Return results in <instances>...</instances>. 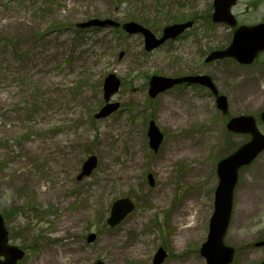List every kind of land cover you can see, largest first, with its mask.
I'll use <instances>...</instances> for the list:
<instances>
[{
    "label": "rangeland",
    "instance_id": "rangeland-1",
    "mask_svg": "<svg viewBox=\"0 0 264 264\" xmlns=\"http://www.w3.org/2000/svg\"><path fill=\"white\" fill-rule=\"evenodd\" d=\"M211 13L212 0H0V210L10 243L25 251L18 264H54L70 248L57 264H152L159 247L166 252L161 264H205L199 249L216 164L249 139L225 124L251 115L264 134L263 60L204 62L233 33ZM231 13L238 24L264 22V0H237ZM95 18L134 21L156 36L169 24L193 26L145 52L141 35L76 26ZM108 74L120 81L110 98L118 108L95 119ZM194 74L212 77L228 114L195 85L148 95L152 75ZM150 120L163 134L157 152L146 136ZM90 155L97 166L77 181ZM122 197L135 209L109 228L111 204ZM187 202L190 214L186 208L176 217ZM231 214L224 243L235 249L232 264L260 262L264 249L254 243L264 238V152L240 169ZM193 224V233L182 232ZM89 233L96 234L92 243Z\"/></svg>",
    "mask_w": 264,
    "mask_h": 264
},
{
    "label": "water",
    "instance_id": "water-1",
    "mask_svg": "<svg viewBox=\"0 0 264 264\" xmlns=\"http://www.w3.org/2000/svg\"><path fill=\"white\" fill-rule=\"evenodd\" d=\"M235 0H213V22H224L234 25L235 21L229 13L230 7ZM192 22L175 23L165 26L162 29V35L157 38L155 35L135 22H127L122 25L123 30L129 35L141 34L144 40V49L151 51L168 39H174L180 35L185 29L191 27ZM79 28L86 27H117L119 24L110 19H91L87 22L77 24ZM264 50V24H259L250 28L240 27L233 35L230 45L219 51L211 52L205 59L209 62L213 59H221L224 57L235 58L239 63L249 64L252 62L257 52ZM186 82L187 84L196 83L208 87L216 96V106L223 113H227V99L218 92L212 84L210 78L206 75L187 76L181 78H167L162 76H152L149 81L148 94L155 97L158 93L163 92L172 86ZM120 82L114 74H109L103 82V98L107 102L110 96L118 91ZM118 108L117 103H107L100 111L95 114V118H104ZM261 120L264 122V111L261 113ZM229 131L235 133L250 134L251 138L248 142L240 146L232 154L220 160L217 163L216 174L218 183L214 193L213 213L209 220V231L206 241L202 244L200 254L205 258L206 264H229L232 261L233 249L223 245L222 240L225 235L232 206V192L237 181V171L240 167L248 165L255 157L264 150V135L259 133L253 117L238 116L231 118L226 124ZM147 136L149 146L157 151L161 141L162 134L153 121L149 123ZM96 158L89 157L82 166L77 179L80 180L84 176H88L96 166ZM149 184L152 185L151 175L147 176ZM134 208L133 203L128 198L117 199L112 203L110 215L107 224L115 227L119 224ZM95 238L94 234L87 237V241L91 242ZM260 245H264L260 243ZM0 264H15L23 257V251L17 247L7 245V231L0 215ZM165 258L163 249L159 248L154 256L153 264H160ZM96 264H104L97 262ZM261 264H264L261 263Z\"/></svg>",
    "mask_w": 264,
    "mask_h": 264
},
{
    "label": "bare ground",
    "instance_id": "bare-ground-1",
    "mask_svg": "<svg viewBox=\"0 0 264 264\" xmlns=\"http://www.w3.org/2000/svg\"><path fill=\"white\" fill-rule=\"evenodd\" d=\"M136 150L137 149H130V152H136ZM168 160V159H167ZM191 204V202H187L186 204H184V205H182L181 206V208L180 209H178L177 211H176V214H175V216L177 217V216H183V212H181V210L182 209H185L186 210V208H187V210L185 211L186 213H187V215H189L190 214V210L188 209L189 207H187V206H189ZM186 215H184V219L183 220H185V221H188V219L185 217ZM186 218V219H185ZM194 229H195V224H193V225H191V226H187V227H185L183 230H182V232H187V233H189V234H191V233H193V231H194ZM70 254H73V251L71 250V248L70 249H66L65 250V254H62V252L57 256V257H55L53 260H54V264H57L59 261H62V260H67V258H70ZM52 261V260H51ZM58 261V262H57Z\"/></svg>",
    "mask_w": 264,
    "mask_h": 264
},
{
    "label": "flooded vegetation",
    "instance_id": "flooded-vegetation-1",
    "mask_svg": "<svg viewBox=\"0 0 264 264\" xmlns=\"http://www.w3.org/2000/svg\"><path fill=\"white\" fill-rule=\"evenodd\" d=\"M236 3H237V2H236ZM234 18L236 19L235 16H234ZM258 23H260V22H257V23H254V24H238L237 19H236V24H237V25H236L235 27H231L230 29H231L232 32H233L234 29L237 28L238 26H241V25H244V26H252V25H255V24H258ZM167 42H168V41H167ZM165 43H166V42H165ZM225 46H227V45H225ZM259 57L262 58V60H263V67H264V52H260V53H258L257 56L255 57L254 61H253L251 64L255 63ZM227 59H228V58H227ZM222 60H223V59H222ZM231 60H233V59H231ZM233 61H235V60H233ZM235 62H236V61H235ZM236 64H237V65H240V66H247V65L239 64V63H237V62H236ZM251 64H249V65H251ZM211 79H212V77H211ZM213 82H214V81H213ZM235 187H236V186H235ZM234 193H235V188H234V192H233V197H234ZM0 214L3 216V218H5V217H4V214L2 213L1 210H0ZM231 215H232V214H231ZM230 220H231V216H230ZM258 222H259V220H258ZM229 223H230V221H229ZM254 226L257 227V226H259V225H258V224H255ZM263 240H264V238H262L261 240L255 242V243H254V246H255V247H258V248H262V249H264V246H259V245H257V243H260V242H262ZM12 245L17 246V245H15V244H12ZM17 247H19V246H17ZM232 248H233V247H232ZM233 249H234V248H233ZM234 255H235V249H234ZM263 260H264V259H263ZM263 260H261L260 262H262ZM232 262H233V261H232ZM260 262H258V263H260ZM230 264H232V263H230ZM255 264H257V263H255Z\"/></svg>",
    "mask_w": 264,
    "mask_h": 264
}]
</instances>
